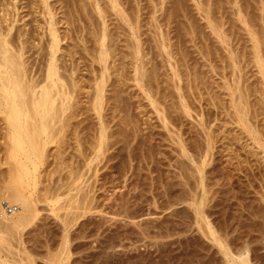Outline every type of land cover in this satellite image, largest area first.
Here are the masks:
<instances>
[{
	"label": "rangeland",
	"instance_id": "rangeland-1",
	"mask_svg": "<svg viewBox=\"0 0 264 264\" xmlns=\"http://www.w3.org/2000/svg\"><path fill=\"white\" fill-rule=\"evenodd\" d=\"M109 1L48 0L64 37L57 64L77 84L76 91L63 117L64 133L46 146L36 188L29 190L38 216L27 227L9 223L6 229L0 210V222L6 223L0 224V252L5 250L0 263L55 264L67 231V264H226L207 236V224L232 246L248 238L253 259L264 261V151L249 133L257 130L260 138H255L264 142V3L117 0L121 9L116 13ZM95 2L104 10L108 35L107 98L101 116L109 138L89 168L99 128L89 101L91 86L93 77L104 72L95 61L103 26ZM33 6L19 10L16 30L35 29L40 16ZM134 29L140 41L137 62ZM38 30L32 31L30 46L42 36ZM35 51L27 54L29 62L37 57ZM135 63L144 67L146 84L134 81ZM238 107L246 116L236 112ZM0 119L3 201L14 171L10 167L15 166L8 164ZM55 200L58 204L52 205ZM69 202L80 206L70 208ZM13 208L15 215L21 213L19 205Z\"/></svg>",
	"mask_w": 264,
	"mask_h": 264
},
{
	"label": "bare ground",
	"instance_id": "bare-ground-1",
	"mask_svg": "<svg viewBox=\"0 0 264 264\" xmlns=\"http://www.w3.org/2000/svg\"><path fill=\"white\" fill-rule=\"evenodd\" d=\"M24 1L27 2L26 0H22V1L21 0H0V117L2 118V121L1 122H3V125H4L3 128L6 131V134L5 135L7 136V139L6 140L8 141V146L6 148V152H7L6 155H7V158L9 160V163L8 164H9V167H10L12 165L10 163L13 162V164L15 166V168L14 167H10L11 170H14L13 172L9 169L11 172H10V176L8 175L9 176L8 177V179H9L8 182L6 181L7 184H9V185H7L8 186L7 188H9L8 189V192H6L7 197L4 198V196H3V199H5V200H3L4 203H3V201H0V210L2 211V214H1L2 215L1 216L2 221L8 223V224H6V223L3 224L2 221H1L0 224H3V225L6 224L4 226L5 228H6L7 225L9 226L10 224L11 225H14V226H18V227L20 226V228L21 227L23 228L25 225H28V223H30L34 218L36 219V216H38V215H36L37 214L36 212H38L37 209H36V206L31 201L32 193H30L29 190H35V188H36V183L35 182H36V179L38 177V170H39L40 166L43 163V158H44V155H45V148H46V146H48L50 144H53L55 142L56 137L58 135H60L61 133H64V131H62V130L65 128V126L67 124L64 121V118L63 117H64V114L67 113L66 111H68V110L70 111V109H71L70 104L72 102V97H73L72 95L74 94L73 92L75 90V89L73 90V88H76V85H77V84L74 83V81H72L73 83L71 81H69V79L64 75V72L62 73L60 71L61 66L59 67V65L57 64L58 61H59L58 60L59 58L57 57V55L61 51V42H62V40H63L64 37L61 39V36L62 35H60L59 32H58L57 25H58L59 22L57 21L56 14L54 12L56 9L54 10V7H52L51 5H49L48 0H33L32 4H31V2L29 3L31 5V7L34 5L33 7H35V11L38 10V13L37 14L40 16V20H39V18H37L38 20L36 21V23H37V26H35V29L37 28L36 30L29 28L28 30L25 31V30H20L18 28L16 30V28H14L15 27V23H16V18H18V16H19V10L20 11L21 10H24L25 8H29V6H30L28 4V2L30 0L27 2V4H24L23 3ZM116 1L117 0H110L109 2L112 4L111 5L112 8L114 9V11L116 10V13H117V9L120 10L121 8L119 9V6L117 4L118 1L117 2ZM257 1H261V4L263 6V3H264L263 0H257ZM20 2H22L23 4L20 3ZM95 3H97V2H95ZM95 3H94V8L99 13V16L98 17H100V20L102 22L101 25H103L101 27V30H100L99 34L97 33L99 35L98 36L99 39H97V42L96 43L99 42L97 44V46H99V47H97V49H99V50H96V52H97V58L95 59V61H97V63H99V66L100 67H103L102 70L104 72H100L101 74H98L97 73L98 75H95V77H93V80H92L93 81V85L91 86V88H92V94H91V96L89 95L90 96V99H89L90 106L92 107V111H94V113L97 115V117H98L97 119H98V123H99L98 137L96 139V143H94L95 146L93 144V147H92V154H91V156L93 155L92 156L93 158H91V159L89 158L90 160L88 161V163L86 165L89 168H90V164L95 159H97L98 157H100V155L102 153V150H103V147H104V145H106L105 143H106V141L109 138V136H107V134H106V130H107V127H108L107 122L104 121V119H103L104 116L103 117L101 116L102 115L101 112L103 111V108H104V102H106L104 100L107 98V97L105 98V96H106L105 95V88L107 87L106 86L107 85L106 83H108V82H106V81H108V80H105V78H106V75L105 74H106V71H108L107 70L108 67H107V64L106 63H107V60H108L109 49L106 48L105 43H106V39H107V36L108 35L106 33L107 32L106 31L107 29L105 27V19L103 17L104 15L102 13L104 10L101 11V9H100L101 7H99L98 3L96 5H95ZM122 11H123V9H122ZM263 11H264V9H263ZM31 12H32V10H31ZM115 15H117V14H115ZM122 15H124V12L122 13ZM237 15H238V13H237ZM126 17H127V15H126ZM135 17H137V16H135ZM261 17H262V15H261ZM122 18H123V16H122ZM128 20H129V18H128ZM248 20H250V19H248ZM123 21H126V20H123ZM123 21H122V23H123ZM255 24H256V22H255ZM127 25H129V22H128ZM138 25H136V26L138 27ZM248 27H246V28H248ZM131 28H133V26ZM13 29H15L16 32L12 34ZM37 30L39 32L42 31L40 33L38 32L42 36H40L39 39L38 38L36 39V40H38L37 44H35L36 46L35 45L30 46L32 44V42H30V40L31 39L34 40L33 32H37ZM135 30L136 29H134V31H133L134 33L132 32L133 33L132 35L134 36V38L136 40V44L134 45V50L133 51H134V54H135V60L137 62L138 59H139L138 57L140 55L139 54V51H140L139 50V47H140V45H138L140 41L139 40L137 41V36H138L137 34L138 33L136 34L137 30H136V32H135ZM38 33H36L37 36H39ZM252 35L254 36V34H252ZM263 37H264V35H263ZM44 38H46V39H44ZM123 40H125V39H123ZM256 43H258V42H256ZM163 45H164V42H163ZM164 48H166V47H164ZM254 48H255V50L257 49L256 46H254ZM33 49H36V51L34 53L37 55V57L33 59L34 60L33 62L32 61L29 62V60H30L31 57H28L27 54L30 53ZM35 64H37V65L40 64V65H39V67H37V65L35 66ZM71 64H72V61H71ZM101 64H102V66H101ZM34 66L38 69V71H37V69ZM133 66H134V69H132L133 72H134V76H133L134 78L133 79H134V81L136 82L137 85H140L143 82V79H145L144 77L146 76V74H145L146 72L144 73V69H143L144 67L143 68L139 67L140 65L138 66L137 63H135V65H133ZM34 68H35V71H33ZM62 69H64V68H62ZM260 69H262V67ZM63 71H65V70H63ZM67 71H69V70H67ZM67 71H65V72H67ZM71 77H72V75H71ZM71 80H73V79L71 78ZM174 80H175V78H174ZM263 82H264V80H263ZM143 83H145V82H143ZM138 87H141V86H138ZM147 87H149V85H147ZM170 90H172V89H170ZM144 92H142V93H144ZM150 94L151 93H149V91H148L147 96L149 98L152 97ZM200 94H201V92H200ZM151 100L152 99H150V101ZM236 100H237V98H236ZM253 104H255V103H253ZM72 105H74V104H72ZM236 109H238V111H236V112H238V114L241 115L242 114L241 113L242 111L241 110H240L241 112L239 111V107L236 108ZM243 114H242V117H244V115L246 113L244 115ZM239 118L241 119V116ZM240 119H238V121ZM242 121H244V120H242ZM245 121L248 122L247 120H245ZM73 124H74V122H73ZM249 131H251V130H249ZM254 131H251L249 133H251V136H253L252 139L255 141L254 143L257 146H259V148H262V151H264V142L261 139L260 140L263 143H261L259 141V138H260V136H258L259 135V132H257V130H255V129H254ZM256 133H258V135ZM255 135H257L259 138L258 139L255 138ZM182 147H184V146L182 145ZM204 155H205V153H204ZM5 161H7V160H5ZM10 161H12V162H10ZM4 188H6V187H4ZM0 192H1V190H0ZM46 193H47V191H46ZM52 193H53V191L51 192L50 197H52V199L53 198L55 199L56 195H54V193L53 194ZM6 194H4V195H6ZM47 195L49 197V192L47 193ZM48 197L45 196V199L47 201L50 200V202H51L52 199H50ZM37 198L38 197H36V199ZM40 201L42 202V200H40ZM51 204L52 205H56L58 203H56V200H55V201H52ZM69 204H71V203L69 202ZM69 204H68V206H69ZM72 204L76 205V207L80 206L79 205L80 204L79 202L78 203H74L73 202ZM72 204L70 205V208L73 207ZM14 205H17V206L19 205L21 207L20 208L21 209V213L17 214L20 210L18 212L15 211L16 212V215H15V213L12 212V210H14V208H13ZM81 208H82V206H81ZM16 210H17V208H16ZM53 211H55V210H53ZM64 211H65V209H64ZM6 212H8L10 214H7ZM197 213H199V212H197ZM197 215L199 216V214H197ZM60 219H62V218H60ZM66 222H67V220H66ZM66 222H63L64 226L67 225ZM69 223H70V221L68 220V225H69ZM3 225H1L2 228H3ZM25 227H27V226H25ZM206 227L208 229V231H207V234L208 235L207 236H210L212 238L211 239L212 242L217 245V247L219 248L220 253L222 254L221 256L223 257V259H225L226 264H264L263 258H262V260L261 259L259 260L258 258L253 259V254L251 252V243H249V241L246 242L248 238L246 239L245 242H243L242 244H240L241 246L238 247V245H239L238 243H237L238 245L235 243L236 246H232L233 243H231L230 240H229L230 242L227 241V239H226L227 237L224 238V236L221 237V236L215 235L214 231L209 227L208 224L206 225ZM7 228L9 229L10 227H7ZM5 230H4V232H6ZM15 231H16V229H15ZM9 232H10V230H9ZM2 233H3V231H2ZM10 234H11V232H10ZM68 234H70V233H68ZM8 235H9V233H8ZM65 235L68 236L67 235V231H66V234ZM66 236H64V240H62L63 243H61L62 244L61 247H60L61 250L59 249V253H57V255H56L57 256L56 259L58 258L57 261L58 260L59 261L58 262L56 261L55 264H57V263L58 264H62V263L65 264L67 262V260L69 259V256L70 255H69V250H68V247H67V241H66L67 240V237ZM5 239H7V237ZM23 240H25V239H23ZM237 241H238V239H237ZM9 245H10V243H9ZM6 246H7V244H6ZM24 246H26V245H24ZM2 247H4V246H2ZM0 249H1V247H0ZM3 252H5V250ZM3 252L1 251L0 252V255ZM7 252H9V251H7ZM13 254H11V255H13ZM2 255H4V254H2ZM8 256H10V255H8ZM4 258H6L5 255H4ZM2 260L3 259H1V263L0 264H3ZM3 261L5 263L7 262L6 259L3 260ZM14 262H16V261H14ZM11 264H12V262H11Z\"/></svg>",
	"mask_w": 264,
	"mask_h": 264
}]
</instances>
